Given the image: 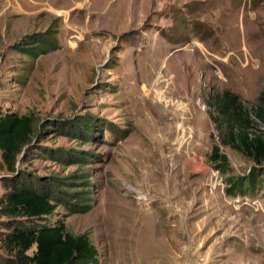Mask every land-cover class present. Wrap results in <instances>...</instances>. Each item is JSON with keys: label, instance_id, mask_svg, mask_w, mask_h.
Returning a JSON list of instances; mask_svg holds the SVG:
<instances>
[{"label": "rangeland", "instance_id": "obj_1", "mask_svg": "<svg viewBox=\"0 0 264 264\" xmlns=\"http://www.w3.org/2000/svg\"><path fill=\"white\" fill-rule=\"evenodd\" d=\"M226 91L264 96V0H0V114L35 120L17 168L99 264H264V164L221 144Z\"/></svg>", "mask_w": 264, "mask_h": 264}, {"label": "trees", "instance_id": "obj_2", "mask_svg": "<svg viewBox=\"0 0 264 264\" xmlns=\"http://www.w3.org/2000/svg\"><path fill=\"white\" fill-rule=\"evenodd\" d=\"M215 106L218 116L213 120L222 131L221 144L240 151L257 165L264 164V131H250L258 122L264 125V96L247 110L238 95L226 91L216 98ZM81 123L79 135L85 136L89 123ZM34 128L32 115L0 114V173L7 172L2 176L5 192L0 197V214L7 218L5 231H0V246L8 253L0 256V264H99L98 250L86 233L73 234L62 221H39L52 214L56 205L48 191L17 168L20 156L31 145ZM78 153L69 154L70 163L84 162L85 157ZM209 159L221 173L228 172L229 162L219 145H213ZM230 184L226 189L229 195L241 190L237 182Z\"/></svg>", "mask_w": 264, "mask_h": 264}]
</instances>
